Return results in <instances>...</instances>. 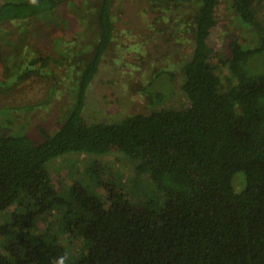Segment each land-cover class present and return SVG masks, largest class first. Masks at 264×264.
Wrapping results in <instances>:
<instances>
[{
  "label": "trees",
  "instance_id": "1",
  "mask_svg": "<svg viewBox=\"0 0 264 264\" xmlns=\"http://www.w3.org/2000/svg\"><path fill=\"white\" fill-rule=\"evenodd\" d=\"M68 2L0 0V26L52 20ZM113 2L99 0L93 9L94 48L80 64L61 126L53 133L42 126L40 138L0 126V215L17 204L2 238L6 253L0 252V264H55L65 254L68 264H264V16L259 2L228 0L239 24L254 35L250 44L234 37L222 47L219 59L230 71L228 87L221 89L207 64L219 0H198L193 48L181 73L189 106L87 122L88 89L114 38ZM12 62L22 79L35 64L50 61L37 56ZM55 89L53 83L49 93ZM149 94L154 105L164 99L160 91ZM114 150L137 164V175L147 174L160 199L133 200L122 182L107 193L97 191L102 182L97 176L77 195L72 189L62 196L53 178L42 173L50 160L66 153ZM239 172L244 183L237 190ZM22 191L26 201L20 200ZM129 201L137 212L127 210ZM63 234L74 247L61 241Z\"/></svg>",
  "mask_w": 264,
  "mask_h": 264
},
{
  "label": "rangeland",
  "instance_id": "2",
  "mask_svg": "<svg viewBox=\"0 0 264 264\" xmlns=\"http://www.w3.org/2000/svg\"><path fill=\"white\" fill-rule=\"evenodd\" d=\"M98 1L69 0L68 4L58 7L52 20L0 26V126L16 129L15 132L25 130L35 138L42 137L39 131L42 126L51 133L61 126L76 91L80 64L91 56L94 48L97 28L93 9ZM113 1L114 38L89 86L83 111L85 120L118 121L133 114L149 113L157 107L186 109L189 99L181 89V73L193 48L198 0ZM257 2L264 16V0ZM215 15L217 23L208 39L207 64L219 76L222 89L230 82V71L219 59L222 47L234 37L250 44L254 42V35L239 24L228 0H219ZM37 56L49 57V65L35 64L34 72L29 71L23 80L18 78L20 68L12 61L18 58L31 61ZM37 70L41 73H36ZM53 83L59 90L55 89L52 94L49 88ZM149 91H160L164 99L152 104ZM12 104L32 105L17 108ZM136 166L129 156L117 150L106 154L70 152L50 160L42 173L53 178L62 196L72 189L77 195L81 185H92L90 178L97 176L102 181L97 191L107 193L122 182L123 190L133 200L145 195L160 199L161 192L147 179L146 173L137 175ZM235 177L234 186L240 190L243 173ZM20 200L26 201L24 191L20 193ZM16 205L0 215L2 254L6 253L2 238L5 230L11 228ZM126 208L137 212L133 201ZM60 239L69 247L75 246L69 234L61 235Z\"/></svg>",
  "mask_w": 264,
  "mask_h": 264
},
{
  "label": "clouds",
  "instance_id": "3",
  "mask_svg": "<svg viewBox=\"0 0 264 264\" xmlns=\"http://www.w3.org/2000/svg\"><path fill=\"white\" fill-rule=\"evenodd\" d=\"M55 264H68V256L65 254L56 259Z\"/></svg>",
  "mask_w": 264,
  "mask_h": 264
}]
</instances>
